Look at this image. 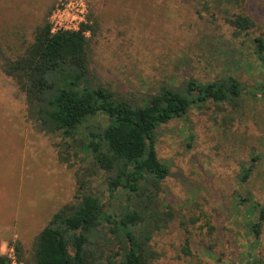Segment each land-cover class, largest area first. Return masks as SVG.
I'll return each instance as SVG.
<instances>
[{"label":"rangeland","instance_id":"rangeland-1","mask_svg":"<svg viewBox=\"0 0 264 264\" xmlns=\"http://www.w3.org/2000/svg\"><path fill=\"white\" fill-rule=\"evenodd\" d=\"M64 1L0 0L1 54L21 52ZM86 1L97 29L89 35L92 68L117 95L140 101L162 87L181 89L189 79L228 77L245 91L235 105L208 103L157 131V156L169 169L158 204L169 206L175 220L154 235L151 245L159 256L150 264L264 261V223L258 240L250 232L264 209V66L253 43L264 37V0ZM236 13L256 20L248 37H233L226 20ZM106 126L98 117L82 131ZM112 176L71 140L37 131L27 119L24 94L0 68V255L20 246L24 264L33 262L35 237L60 208L78 202V180L107 212L120 214L125 196L110 198ZM5 237L12 239L2 245ZM119 237L103 243L104 264H121L126 244ZM187 237L190 256L183 253Z\"/></svg>","mask_w":264,"mask_h":264},{"label":"trees","instance_id":"trees-1","mask_svg":"<svg viewBox=\"0 0 264 264\" xmlns=\"http://www.w3.org/2000/svg\"><path fill=\"white\" fill-rule=\"evenodd\" d=\"M226 22L236 39L248 37L257 28L256 20L244 13L230 15ZM96 34L95 25L88 20L77 32L52 35L46 20L16 56L0 52V68L24 94L26 116L33 127L46 135H60L91 153L99 170L113 174L108 179L110 198L125 196L126 202L120 214L107 212L101 200L85 193V184L78 180V202L64 205L52 216L35 237L33 262L26 264H104L103 243L109 246L119 236L126 244L121 264H150L157 259L153 237L175 220L169 206L160 209L158 204L169 169L157 156V131L185 118L193 108L208 103L235 105L245 95L243 85L228 77L209 83L189 79L181 89L162 87L140 101L123 98L102 85L93 71L91 38ZM253 43L254 55L264 66V37H255ZM98 117L107 120L104 129L82 131ZM83 133L84 137L78 138ZM59 157L69 164L63 154ZM249 173L250 169L244 172L243 181ZM258 217L250 229L257 240L264 209ZM14 249L24 264L22 248ZM183 253L193 254L188 237ZM0 264L11 262L0 255ZM253 264L264 261L256 259Z\"/></svg>","mask_w":264,"mask_h":264},{"label":"built area","instance_id":"built-area-1","mask_svg":"<svg viewBox=\"0 0 264 264\" xmlns=\"http://www.w3.org/2000/svg\"><path fill=\"white\" fill-rule=\"evenodd\" d=\"M50 33L56 35L64 32H77L82 24L88 22V5L86 0H66L61 2L51 13L48 19ZM11 264L19 262L15 249L7 256Z\"/></svg>","mask_w":264,"mask_h":264},{"label":"crops","instance_id":"crops-1","mask_svg":"<svg viewBox=\"0 0 264 264\" xmlns=\"http://www.w3.org/2000/svg\"><path fill=\"white\" fill-rule=\"evenodd\" d=\"M14 237H17V235L15 234V235H13ZM12 237V236H11ZM11 237H5L3 240H1V244L2 245H6V244H8V242L13 238H11Z\"/></svg>","mask_w":264,"mask_h":264},{"label":"water","instance_id":"water-1","mask_svg":"<svg viewBox=\"0 0 264 264\" xmlns=\"http://www.w3.org/2000/svg\"><path fill=\"white\" fill-rule=\"evenodd\" d=\"M254 96H256V95H254Z\"/></svg>","mask_w":264,"mask_h":264}]
</instances>
